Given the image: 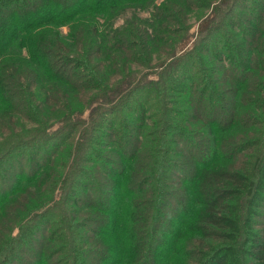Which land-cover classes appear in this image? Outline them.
<instances>
[{
    "label": "trees",
    "instance_id": "16d2710c",
    "mask_svg": "<svg viewBox=\"0 0 264 264\" xmlns=\"http://www.w3.org/2000/svg\"><path fill=\"white\" fill-rule=\"evenodd\" d=\"M262 208L264 0H0V264H264Z\"/></svg>",
    "mask_w": 264,
    "mask_h": 264
},
{
    "label": "rangeland",
    "instance_id": "374dc122",
    "mask_svg": "<svg viewBox=\"0 0 264 264\" xmlns=\"http://www.w3.org/2000/svg\"><path fill=\"white\" fill-rule=\"evenodd\" d=\"M213 2L215 1V0H212ZM219 1V0H218ZM182 4V3H181ZM180 3L178 4V6H180L181 5ZM183 5V4H182ZM175 7L174 6V9L173 10H175V11H181V12H183V13H188L189 15L192 13V16H194V14H198V13H200V12H198V13H195V12H192L193 11V9H189V8H187V7ZM196 21V19L194 18V17H191V22H195ZM197 26V25H196ZM196 26H194L193 28H192V31H194L195 30V28H196ZM62 32L64 33V36H67L66 34H68V32H69V27L68 26H65L64 28H62ZM62 33V34H63ZM74 50V49H73ZM73 102V101H72ZM77 107V105L76 104H73L72 103V109H71V111H68V109H61V108H57V107H47L46 109H45V116L47 117V119L51 122V123H55V124H59L60 122L62 123L63 121H66L67 119H69L70 117H71V115H72V113H73V108H76ZM58 124L57 125H55V127H57L58 126ZM238 135H241V133L239 132V131H234L233 132V134L232 135H234V136H237V134ZM60 139H62V138H60ZM65 158V156L61 159V161L63 160ZM60 162V159H59V161H58V163ZM54 168V167H53ZM53 168H50V169H48V170H46V171H44L41 175H40V182L39 183H41V184H37L36 185V187L34 186L32 189H31V193H32V195H33V192H35L36 194H40V191H38L37 192V190H40V187L41 186H43V189H42V191L44 192V188H46V185H48V183H49V180H50V178L51 177H53ZM54 169H56L57 170V172H60V173H63V169L62 168H59V167H57V168H54ZM51 171V172H50ZM42 191H41V193H42ZM34 193V194H35ZM41 199H42V201H40L41 202V204H43L45 201H47V197L45 196V194L43 193V196H42V194H41ZM46 206V205H45ZM258 212H261L262 213V215L264 216V208H262V209H259L258 210ZM254 220L255 221H257V222H261L262 220H261V218L260 217H258V216H256V217H254Z\"/></svg>",
    "mask_w": 264,
    "mask_h": 264
}]
</instances>
